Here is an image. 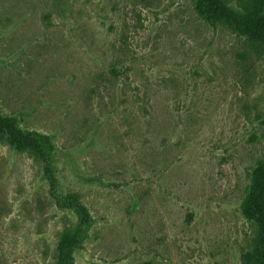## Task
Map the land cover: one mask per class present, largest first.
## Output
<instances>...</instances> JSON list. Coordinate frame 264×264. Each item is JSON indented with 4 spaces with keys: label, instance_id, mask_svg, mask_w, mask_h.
I'll list each match as a JSON object with an SVG mask.
<instances>
[{
    "label": "rangeland",
    "instance_id": "374dc122",
    "mask_svg": "<svg viewBox=\"0 0 264 264\" xmlns=\"http://www.w3.org/2000/svg\"><path fill=\"white\" fill-rule=\"evenodd\" d=\"M195 2L0 0V117L55 178L0 132V264H243L264 48Z\"/></svg>",
    "mask_w": 264,
    "mask_h": 264
},
{
    "label": "trees",
    "instance_id": "16d2710c",
    "mask_svg": "<svg viewBox=\"0 0 264 264\" xmlns=\"http://www.w3.org/2000/svg\"><path fill=\"white\" fill-rule=\"evenodd\" d=\"M195 10L210 23L223 21L230 24L233 31L244 36L248 42L264 48V0H239L238 9L225 5L222 0H196ZM1 131H8L10 140L17 148L33 152L47 164L45 173L48 174L53 185L55 178L48 167V155L53 151V145L48 137L22 132L13 123H7V119L3 117H0ZM74 200V198L69 200L67 205L75 207L86 219L84 207L76 204ZM242 211L245 217L254 220L258 225L255 245L244 254L243 264H264V158L257 162L252 171L248 193L242 203ZM77 244V234L63 233L56 264H73V250Z\"/></svg>",
    "mask_w": 264,
    "mask_h": 264
}]
</instances>
